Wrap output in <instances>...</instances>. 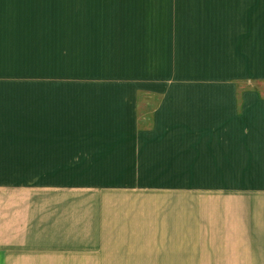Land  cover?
<instances>
[{"label": "crops", "instance_id": "crops-1", "mask_svg": "<svg viewBox=\"0 0 264 264\" xmlns=\"http://www.w3.org/2000/svg\"><path fill=\"white\" fill-rule=\"evenodd\" d=\"M152 1L136 6L163 7L169 12L163 21L76 17L90 9L133 10L129 0H0V27L89 24L143 33L153 27L160 34L111 45L129 50L85 54L17 52L3 44L0 59L264 60V0ZM31 6L38 17L20 22ZM48 7L68 13L46 14ZM252 73L264 87V69L245 75ZM3 80L0 264H94L109 257L133 264H264V94L258 86L240 91L228 77L185 79L178 89L156 86L160 100L142 118L135 94L109 105L82 94L77 107L47 104L41 112L38 98L35 118H11Z\"/></svg>", "mask_w": 264, "mask_h": 264}, {"label": "rangeland", "instance_id": "rangeland-1", "mask_svg": "<svg viewBox=\"0 0 264 264\" xmlns=\"http://www.w3.org/2000/svg\"><path fill=\"white\" fill-rule=\"evenodd\" d=\"M129 1L131 2L129 4L135 5L131 7L133 10L95 12L90 9L87 14L81 13L80 15L78 13L79 16L76 17L85 16L90 22H97L100 19L121 22L150 20L154 23L163 21L166 14L169 13L163 7L141 9L136 6L140 0ZM143 2H147L150 6L154 4L152 0H143ZM32 8L34 7H26L25 12L27 13H23L22 10L19 16L20 22L29 23L30 18L38 17L39 11ZM47 9L44 13L51 15L68 13L66 10L57 12V8L50 10L48 7ZM137 29L131 26L101 27L89 24L87 26L0 27V52L6 51L3 49V44L11 45L12 49L17 52L85 54V52L124 51L129 49L126 47L115 48L111 45L114 43L130 44L137 39L148 41L156 39L155 37L160 35L159 28H147L148 33H143V30L145 32L146 29L140 28L138 29L140 33L136 35L134 32ZM191 35L193 34H189V36ZM263 69L264 60L259 59L9 57L0 59V80L2 82L5 79V81L3 80L5 93H9L11 100V118H35L38 98V110L41 112L47 104L58 110H63V106L77 107L78 104H83V95H86L92 104H97L99 100H107V105H109L115 100L130 102L134 94V99L138 96V108L140 118H142L143 115H146L147 109L151 114L160 100V95L157 94L159 92L153 90L156 86L164 85L169 89H178L179 83L185 79L188 82H196L205 77L218 78L219 81H222L228 77L236 83V87L240 91H245L248 88L256 89L258 86L264 94V87H259L257 84L260 78L253 73L245 75V72L255 71L258 73ZM73 95L82 96L73 100ZM90 109H94V107ZM58 115L60 116L55 118L64 117L63 114ZM98 262L114 264L118 261L113 260L112 257H109V260H92L94 264ZM118 263L133 264L135 261L126 260Z\"/></svg>", "mask_w": 264, "mask_h": 264}]
</instances>
